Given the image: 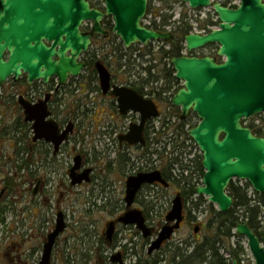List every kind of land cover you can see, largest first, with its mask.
<instances>
[{
  "label": "water",
  "instance_id": "water-1",
  "mask_svg": "<svg viewBox=\"0 0 264 264\" xmlns=\"http://www.w3.org/2000/svg\"><path fill=\"white\" fill-rule=\"evenodd\" d=\"M104 1L106 8L101 12L92 9L89 0H0V87L9 79L17 82L24 75L30 84L48 83L56 77L59 86L71 77H78L85 67L81 55L89 50L93 35L103 31V18H113V31L127 49L136 44L172 40V33L155 31L142 24L149 0ZM183 1L197 9L210 6L213 0ZM215 1L213 8L219 16V29L207 35L189 34L184 40L188 52L217 45V54L215 57L186 55L171 60L176 79L184 82L172 104L181 109V120H186L190 113H195L199 120L189 133L200 147L202 167L206 170L205 186L197 189V193L207 195L220 212L227 214L234 205L233 197L227 192L233 179L246 180L257 193L264 194V137L255 135L244 124L245 120L264 113V0H241L236 9ZM86 22L94 24L90 33L81 31ZM96 69L102 89L107 91L111 74L101 62L96 63ZM115 95L123 115L134 111L142 117L141 124L132 126L120 142L145 145L143 131L149 119L159 116L157 105L133 90L119 89ZM18 103L25 122L33 124L34 139L53 142L57 151L69 130H64L63 137L58 138L56 125L51 131L47 129L45 124L51 123L46 122L50 116L48 99L33 105L20 97ZM80 163L81 158L76 157L70 170L72 186L89 182L90 170L76 174ZM154 183L168 186L159 171L128 177L125 198L128 205H132L144 185ZM3 194L4 191L0 198ZM183 210L181 197L177 195L168 216L169 222L177 221V224L162 230L150 252L159 249L179 228ZM121 220L138 223L140 227L144 223L141 213L136 211ZM65 228L64 215L60 212L55 229L44 245L40 264H51L56 240ZM108 229L110 236L113 230ZM236 233L247 238L255 264H264V246L254 230L248 224H238ZM144 234L147 236L148 232Z\"/></svg>",
  "mask_w": 264,
  "mask_h": 264
},
{
  "label": "rangeland",
  "instance_id": "rangeland-1",
  "mask_svg": "<svg viewBox=\"0 0 264 264\" xmlns=\"http://www.w3.org/2000/svg\"><path fill=\"white\" fill-rule=\"evenodd\" d=\"M237 1L232 0V3ZM153 8L156 12L157 6ZM120 43L121 40L116 39L113 42L105 43L104 47L102 44L100 48L94 47L92 49L94 53L98 50V54L99 50H102V56H100L102 59L98 57L100 59L97 62H101L107 69L112 70L113 67H109L108 59L103 61L106 55L103 51L110 54L115 47H119ZM162 50L166 49H162L161 45H154L151 55L148 56L144 54L145 51L141 47H136L132 55H127L123 69H127V72H134L137 77L141 78V82L147 80L149 76L146 77V68L156 64L154 58L158 57ZM216 51L217 49L213 54ZM165 62L164 58L162 66L155 67L152 75L157 76L158 70H162L163 65H166ZM152 82H154L153 87L161 91L162 85L156 84V80H152ZM4 85L10 90V100L6 95L3 97L0 95V194L4 191L3 197L0 199V208H3L5 212V222L0 225V264H40L43 255V241L55 226L59 212L63 213L69 227L59 237L51 264H110L108 258L111 252H108L104 246L102 233L110 213L121 203L114 200L109 201V197L106 195L108 177L104 172L103 162L104 158L106 159L108 156V139L102 135L90 133V117L83 116L75 133L78 142L72 145V150L69 146L64 154L56 156L50 161L40 159V152L35 151L31 157L32 162L28 163V126L24 120L23 109L18 104L19 96L29 99L28 89L25 83L13 87L10 80ZM144 88L145 92L155 93L151 89V84L147 86L148 89L146 86ZM174 91L172 90L171 93ZM154 102L160 107L163 120L170 117L174 128L181 129L183 127L176 117L180 113L174 114L170 110V99L162 98L160 100L155 97ZM64 103V108L72 109L74 99L70 93ZM260 120H254V124L262 129L264 123L259 124ZM97 122L99 121L97 120ZM163 136V130H161L160 136H158V154L154 156L156 164L160 168L170 166V160H172L169 156L167 158L165 153L167 145L164 144L166 141ZM75 154L84 157L86 166H92L93 162L100 165V169L96 171L97 179L94 183L71 186L69 170L74 165ZM142 154L146 156L145 152ZM144 156L141 164L146 166ZM129 166H134L132 160ZM171 168L173 167L171 166ZM121 179L124 180V175L119 178L123 182ZM39 181L42 182L40 185ZM117 184L121 186L120 183ZM35 189H37L36 195H34ZM157 193L161 197H167L168 201L175 197L174 192L165 193L158 190L155 194ZM114 196L118 199L122 198L118 192ZM249 197L253 200L254 205L259 206L250 193ZM215 208L217 209L216 206ZM192 210L198 211L195 208ZM199 210H203V207ZM203 214L206 215V212ZM259 218L263 219L262 223L264 224L263 208H261ZM240 246L244 247V253L238 264H254L246 245L239 244ZM220 254L227 257L224 250L220 249ZM227 260L230 264L231 260ZM207 264L214 263L208 261Z\"/></svg>",
  "mask_w": 264,
  "mask_h": 264
},
{
  "label": "flooded vegetation",
  "instance_id": "flooded-vegetation-1",
  "mask_svg": "<svg viewBox=\"0 0 264 264\" xmlns=\"http://www.w3.org/2000/svg\"><path fill=\"white\" fill-rule=\"evenodd\" d=\"M89 3L92 9H96L101 12L105 11L106 6L104 0H89ZM93 25V22H86L82 25L81 31L83 33H90L93 29ZM101 25L103 31L93 35L91 38L92 43L90 45V49L81 56L80 60L85 64V67L78 77H71L68 82L62 86H59V80L56 77L51 78L48 83H45L44 81H34L30 84L26 75L15 83V85H21L23 83L26 84L29 96L28 101L33 105L39 104L46 98L48 99L47 108L50 112V116L46 119V122H51L52 124L48 123L45 125L49 131H51L52 128H55L54 125H56L57 127L55 129H58L57 135L59 138L63 137L64 130H69L65 140L56 151L53 142H48L45 138L35 140L33 124L30 122L26 123L28 126V163L32 162L31 157L35 151L40 152V159L50 161L53 160L54 157L64 154L68 149L67 147L71 146L70 150H72V145L78 142L75 138V133L80 126L81 118L83 119V116L90 117L91 130L89 132L95 135H102L108 139L107 160L105 158L104 162L101 160V162H103L104 172H106V176L108 177V191L106 192V195L109 197V201L114 200L121 203L119 207H115L113 212L110 213L108 220L105 222V228L102 233L104 246L108 252H111L108 258L110 260V264H179L181 261V253L187 255L196 248L202 249L204 247V241L208 236L209 227L212 224L215 225L216 220L213 219L212 212L206 209V205H204L203 210H199L202 208L203 203V199L201 197L197 200H188L189 195H186V197L182 195L185 186L173 180L168 181V186L165 188H163L159 183H155L152 186H145L142 191L136 195L132 205H128L125 199V170L127 166L124 160L125 156L123 152L128 151L130 153L129 157L133 161L134 166H128L129 168H133L134 173H139L142 170V153L144 151H149V139L155 132L156 121L155 119H150L145 125L143 136L144 138L146 137L145 140H147L146 147H142L140 144L129 145L125 141L120 142L119 139L122 136L127 135L132 126L139 125L141 123L142 117L140 113H135L133 111H129L127 114L123 115L120 111L118 98L115 93L119 91V89H128L136 91L141 95L142 84L147 83L148 80L141 82V78L137 77L134 72H127V69H112L110 70V88L107 91L102 89L95 64L92 67L88 65V62L91 61L88 59V56L93 58L94 52L92 49H94V47L100 48L101 44L102 47H104L105 43H110L120 38L113 31L114 20L112 17L103 18ZM215 48L216 46H210L197 52L196 55L199 57H213L215 56V54H213ZM101 52L102 50H99L97 55L98 57L102 56ZM103 52L106 53L105 56L108 55V52ZM4 57L6 59L9 57L8 51L4 53ZM155 80L157 82L156 84H161L163 81L160 78H158V80L156 78ZM68 93H70L74 99L71 110L63 107ZM0 95L2 97L6 95L10 100V90L6 88L5 85L0 87ZM75 107L77 108L76 110ZM83 108L84 110H82ZM170 110L173 111L174 114L181 113L180 108L171 107ZM97 120L99 122H97ZM188 120L198 122V118L195 113H190ZM151 141V146L154 143H158L157 138H153ZM112 155H114L113 158ZM151 156H153V154ZM76 157L81 158V168L77 170L76 174L80 175L86 170H90L89 182L84 181L83 183H94L95 179H97L96 171L100 169V165L93 162L92 166H86L84 157L79 154H75L74 165ZM154 161L155 160L151 158V163ZM153 169H156V167L154 166ZM161 172L163 174L166 172L168 175L172 174V171L170 170ZM123 175L124 180L121 179L123 181L121 182L119 178H122ZM40 183L42 182L39 181V185ZM117 183H120L121 186H118ZM158 190L165 193L174 192L175 197L180 195L184 206L183 219L180 222L179 228L174 231L173 235L164 240L159 249L150 252L153 244L159 239V235L162 230L167 226H175L177 224V221H168V216L172 208V199L170 198L168 201L167 197H161L158 193L155 194ZM116 192L122 196L121 199L114 196ZM198 204H200V206H198ZM193 208L198 211L192 210ZM131 211L141 213V217L144 220L141 227L138 223H125L121 220ZM205 212L206 215L203 214ZM55 226H53L49 234L54 231ZM68 227L69 226L66 223L64 232L68 229ZM109 227H112L113 230L112 235L110 236L108 235ZM144 231L148 232L147 236H145ZM59 237L56 240L55 246L59 243ZM233 237H235V235L231 236L229 243L226 242L227 245L219 242L217 247L221 250H224L226 247L237 248L236 243L232 241ZM47 238L48 236L43 241V249L45 243L47 242ZM53 255L54 249L52 256ZM228 256L231 260L230 255ZM208 261L203 264H207ZM235 261L238 262V260H232V264H234ZM183 264H189V260H184Z\"/></svg>",
  "mask_w": 264,
  "mask_h": 264
},
{
  "label": "trees",
  "instance_id": "trees-1",
  "mask_svg": "<svg viewBox=\"0 0 264 264\" xmlns=\"http://www.w3.org/2000/svg\"><path fill=\"white\" fill-rule=\"evenodd\" d=\"M224 5L227 6L228 3L224 2ZM158 13V12H157ZM191 32V28L188 26H181L175 31L174 38L168 43L170 46L169 50H162L161 54L157 57L158 64L152 65L149 68H147L149 81L152 82V80H155L157 78H160L163 80V85L161 86L160 90L158 92V95L161 97V95L165 92H168L173 88L174 85L178 84L177 80L175 79L174 70L169 69L167 65H163L162 70H159V74L152 75V69L154 67L162 66V60L164 58L173 59V58H179L182 56V52L184 50V38L186 35H188ZM132 49V48H131ZM130 49V50H131ZM124 46L122 43H120L119 47H115L114 50L105 56L103 58V61L107 58L109 61V67H113L116 69H120L123 67L122 63V57H123V51ZM97 51L94 53L93 58H90L88 56V59L91 60L88 62L89 66H94L95 62L99 60L97 56ZM102 59V58H101ZM105 62V61H104ZM13 87L16 85L10 81ZM179 89V88H178ZM177 89V90H178ZM159 97V98H160ZM15 102V101H14ZM16 104V103H15ZM192 124L196 125L193 120H190ZM248 126L253 130L254 134H256L259 137H264V131L263 129L258 128L254 123H248ZM125 163L126 166H128L129 158L125 157ZM164 178L167 181H172V175H168L166 172L163 174ZM230 195L234 199V208L230 210L228 214L221 213L217 211L212 205L208 207V210L212 212V217L214 220H216L215 225H210L208 236L205 238L204 241V247L202 249L196 248L192 250L189 254L184 255L181 253V261L179 264H183L184 260H189V264H203L206 261L210 260L214 264H229L226 257L220 254V249L217 247V244L219 242L226 244L229 243L231 236L233 235L232 231L234 227L238 224V218L234 215L235 210L238 207H241L246 214L249 216V226L254 230V232L259 237L261 243L264 245V228H261L259 223V217L261 215V207L253 205L252 199L249 198L247 191L236 185L235 183H232L229 188ZM192 193V190L185 191L182 193L184 197L186 195L190 196ZM259 202L264 206V194H258L257 195ZM200 206V204H198ZM5 222V212L3 208H0V225L4 224ZM227 242V243H226ZM225 252L230 255L231 262L232 260H238L240 263V258L242 254L244 253L243 248L241 246L234 248V247H226Z\"/></svg>",
  "mask_w": 264,
  "mask_h": 264
},
{
  "label": "built area",
  "instance_id": "built-area-1",
  "mask_svg": "<svg viewBox=\"0 0 264 264\" xmlns=\"http://www.w3.org/2000/svg\"><path fill=\"white\" fill-rule=\"evenodd\" d=\"M169 0H157L154 6L160 7L163 2ZM165 14L171 16V19L167 24H162L160 18L149 15L145 24L150 27H157L166 31H172L177 25L183 21L189 22L193 28V31L199 34H206L209 30L215 29L213 25H205V22L211 20L217 22L216 17L212 8H205L202 10H192L182 2L172 4L171 9H166ZM159 49V47L157 48ZM163 130V138L165 139V145L167 150L165 153L167 158L169 156L170 162L173 163L174 178L187 189H196L203 185L202 171L199 168V160L201 152L195 143L189 138L188 131L190 126L181 127L176 129L173 126V122L169 117L159 118L155 123V132L150 136V146L148 160L151 162V158L155 160L154 156L158 154V143H154L152 146V139L160 136V132ZM153 154V156H151ZM147 169H152L154 166L160 168L156 164V160L152 163L146 161ZM243 185V183H241ZM250 194L253 195V191L250 190ZM199 196L194 195L192 199L197 200Z\"/></svg>",
  "mask_w": 264,
  "mask_h": 264
}]
</instances>
